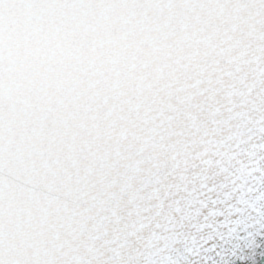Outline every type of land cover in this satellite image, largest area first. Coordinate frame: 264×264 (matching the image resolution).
<instances>
[{
    "label": "snow or ice",
    "instance_id": "6c2138e0",
    "mask_svg": "<svg viewBox=\"0 0 264 264\" xmlns=\"http://www.w3.org/2000/svg\"><path fill=\"white\" fill-rule=\"evenodd\" d=\"M261 235L264 0H0V264H229Z\"/></svg>",
    "mask_w": 264,
    "mask_h": 264
},
{
    "label": "water",
    "instance_id": "95a60500",
    "mask_svg": "<svg viewBox=\"0 0 264 264\" xmlns=\"http://www.w3.org/2000/svg\"><path fill=\"white\" fill-rule=\"evenodd\" d=\"M204 214H207V210H204ZM236 217H232L235 219ZM223 217H217V221H222ZM243 235V233H241ZM213 243L209 242V245ZM257 247L254 250H244L243 255L246 257L241 260L238 258H227L229 264H264V235L256 237ZM214 255V254H213ZM218 259V258H217Z\"/></svg>",
    "mask_w": 264,
    "mask_h": 264
}]
</instances>
